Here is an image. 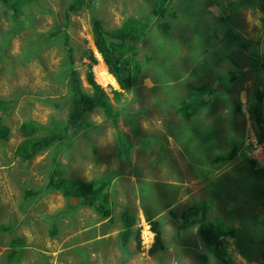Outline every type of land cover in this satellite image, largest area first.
I'll return each mask as SVG.
<instances>
[{
	"label": "rangeland",
	"instance_id": "1",
	"mask_svg": "<svg viewBox=\"0 0 264 264\" xmlns=\"http://www.w3.org/2000/svg\"><path fill=\"white\" fill-rule=\"evenodd\" d=\"M153 7L155 11L159 7V14H153ZM93 17L107 29L119 27L127 17L149 25L136 45L128 40L135 45L134 59L143 70L129 91L120 89L116 80L106 82L99 76L98 66L103 63L94 45ZM158 19L168 25V19L184 21L186 28L167 32L159 28ZM56 28L61 30L59 35L34 44V51L26 48L38 40L37 32ZM232 28L245 37L246 49L253 41L261 50L264 0H180L178 5L172 0H83L76 4L74 0H30L20 4L18 14L0 0V118L6 125L5 134L0 135V264H8L7 254L16 237L19 252L13 264H226L205 249L197 226L182 225L173 216L198 200L211 205L207 220L220 219L233 228L232 235L224 238L230 264H264V142L257 139L248 107H240L242 119L249 116L251 122L250 126L245 123L246 130L241 121L236 127L226 119L222 107L223 133L216 141L208 138L204 126L194 132L188 129L187 142L179 144L183 149L189 146L182 155L175 144L181 135L175 132L188 118L168 106L185 99L179 84L185 82L197 91L201 88L197 73L205 61L215 59L219 65L203 82L219 84L225 91L232 60L244 66L246 77L255 65L264 83L259 54L240 50V59L233 54L238 45L231 37ZM144 35L150 45L142 40ZM212 43L215 55L206 48ZM90 54L95 61L89 60ZM70 57L86 93L92 90L87 78L91 64L93 79L110 97L115 115L106 116L94 106L69 122L68 78L60 77V69ZM187 67L191 70L185 73ZM114 89L122 91L117 99ZM236 90L233 86L227 99ZM214 112L211 114L216 115ZM33 120L38 124L35 134L45 135L47 130L68 125V136L39 150L30 161L17 159L15 149L26 137L21 125ZM115 125L130 144L125 158L116 151ZM194 139L196 148L191 146ZM118 142L122 144L121 138ZM233 148V157L222 161L226 162L222 168L218 161L209 163L208 159L201 162L200 172L191 166L192 158L205 155L214 159L216 153ZM187 159L190 164L186 165ZM57 172L83 180L109 177L110 220L101 223L91 214L87 218L89 207L76 203L71 213L58 220L57 212L69 211L67 203H71L58 189L26 196L25 190L44 185ZM194 176L201 179L194 183ZM140 190L144 196L149 190L155 202L136 200ZM125 209L138 216L135 232L121 246L118 231ZM91 223L94 228H88ZM155 233L161 247L155 242ZM200 255L205 257L203 262Z\"/></svg>",
	"mask_w": 264,
	"mask_h": 264
},
{
	"label": "trees",
	"instance_id": "2",
	"mask_svg": "<svg viewBox=\"0 0 264 264\" xmlns=\"http://www.w3.org/2000/svg\"><path fill=\"white\" fill-rule=\"evenodd\" d=\"M6 3L9 9L13 11V13L18 14L20 12V4L22 2L28 3L30 0H1ZM83 0H74V3L81 2ZM160 7V6H159ZM152 8L153 14H159L158 8ZM166 12V10L163 8ZM159 24V28H166L167 32L170 30V26L167 24L166 20H157ZM23 20L20 21V23ZM147 21L141 22L139 19L135 17H127L122 25L119 27H114L111 29L105 28L102 25L101 21L96 18H92V34L94 45L101 55L106 67L107 71L114 77L120 89L123 91H129L132 88L135 80H137L138 73L143 72L140 63L134 59V49L137 41L143 35L144 30L148 28ZM61 30L56 28L51 31L45 32H37L38 40H33L30 46L26 47L29 50L34 51L36 46L34 44H41L46 39V37H54L59 35ZM133 40L135 45H132L128 42V40ZM52 40V39H50ZM142 40L145 41L147 45L150 43L147 40V36L144 35ZM25 50V53L28 50ZM261 50H256L255 54L260 57V70H262V65L264 61H262ZM90 61H95L96 58L90 54L88 56ZM71 57L64 61L61 65V78H68V91L65 95L67 101L70 104L71 112L69 115V122H74L78 120V117L86 110H91L94 106H99L100 109L104 112L106 116H112L116 114V111L113 108V105L110 101V97L106 95V93L102 90L99 84L93 79V73L91 71V64H88L87 78L92 87L90 93H86L80 86L79 80L76 77L75 72L73 71V66L71 63ZM262 76V74H261ZM232 77V74H230ZM258 82L261 84L263 82V78H259ZM122 92V91H121ZM120 91L113 90L114 97L117 99L118 95L121 93ZM199 92V91H198ZM198 92L193 91L190 93V97H198ZM261 89L255 92L254 103L251 105V110L254 115V120L256 123L255 133L257 135V139L260 143L264 142V123L260 112L261 105ZM202 104L199 102H180L176 108V112L180 113L182 117L189 118L198 113L199 108ZM0 109H1V100H0ZM71 117V118H70ZM38 124L33 120L30 123H23L21 128L24 130L26 135L25 139L18 145L15 149V157L17 159H26L27 161L31 160V157L36 154L39 150L49 146L52 143L54 145L62 142L65 137L68 136L67 126L63 128H58L54 131H48L45 135H39L33 133L36 131ZM116 127V125H115ZM116 135L118 137V141L121 138L122 144L117 141V149L118 153L124 156V158L129 153L130 144L128 143L126 136L122 131H119L118 127H116ZM6 132V125L2 123L0 118V135H4ZM235 149H231L230 151L223 152L215 156V160L220 161H229L233 157ZM106 176V175H104ZM109 182V177H97L94 176L92 179L83 180L81 178H66L59 175L57 173H51L47 181L44 185L39 186L36 189H27L26 196L28 195H36L43 190L50 189H58L61 195L65 198V200L69 201V197L77 198L78 202L76 204L82 205H90L96 212L102 215H108L109 213V204H108V189L107 183ZM76 204L67 203V209L64 213V210L57 212L55 217L59 220L64 214L71 213L74 208H76ZM79 206V205H78ZM211 209V205L209 202L204 200L193 201L189 205H187L179 214H173L175 218L181 221L182 225L189 224L197 226V233L201 238L205 249L208 252H211L216 258L226 262V264H230V260L228 258V251L224 244L225 235H232L234 232L233 228L229 225H225L221 222L220 219H212L207 220V212ZM59 214H61L59 216ZM123 218V227L119 231L118 236L122 243H126L129 236H131L135 230L132 227L134 224L135 217L128 213L124 212L122 214ZM55 227L56 224H53ZM57 227V226H56ZM55 227V229H56ZM155 239L158 247H161L162 244L158 241V235L155 233ZM15 242H20V240L16 237L13 238V242L11 243V249L7 254L8 264H13L14 257L18 254L19 250L15 247ZM202 262L204 261V255L198 256Z\"/></svg>",
	"mask_w": 264,
	"mask_h": 264
},
{
	"label": "crops",
	"instance_id": "3",
	"mask_svg": "<svg viewBox=\"0 0 264 264\" xmlns=\"http://www.w3.org/2000/svg\"><path fill=\"white\" fill-rule=\"evenodd\" d=\"M176 5H178L180 3V0H172ZM214 16V15H213ZM217 16V15H215ZM214 16V17H215ZM169 22V28H173V29H178V28H186L185 27V23L184 21H175L173 19H168ZM173 22H175V27H173ZM249 23V20L247 22V24ZM122 23L118 26H121ZM230 33H231V37L234 39L233 41H235V43L238 45V47H236V51L233 54L237 56V59H240L238 56L240 55V50H242V54L243 52H250V54H254L256 50H259V48H256L257 42L256 43H252L247 47V49L245 48V46L247 45V42L245 40V37L243 36V34L237 30L236 32L233 31V28L230 29ZM177 34H179V32H176ZM186 35L188 34V31L184 32ZM243 36V37H242ZM221 39H219L220 41ZM263 44H264V37H263V42H262V46L261 49L263 51ZM242 47V48H241ZM206 48L208 50H210L213 54H214V50H215V46L214 43L212 44H207ZM183 53L186 54L187 50H185V48H183ZM247 53V52H246ZM241 54V55H242ZM263 54V53H262ZM185 57V56H183ZM243 58V56H242ZM215 60V59H214ZM211 60V62L209 61H205L203 66H202V70L199 71L197 73V78L198 80L202 81V85L200 86L201 88L198 89V97H190V93L193 91H196V89H190L191 87H189V85H187L185 82L181 83L178 85V88L180 89L183 98L177 103H173V105H168V106H173V109L177 108V106L179 105L180 102H199L202 105L199 108V111L197 114L190 116L187 120H183L178 124V129L180 128V131L177 130L178 132L175 133H180L181 135V139L176 140L175 144L177 146L178 151L183 155V150L184 149H188V147H184V149L180 146L184 144V142L188 140L189 136H188V129L191 130V132L195 131V128L200 129L201 126H204L207 128V132L209 133L208 138L210 140H214L216 141L217 137H221V134L223 133L222 130V126L223 124L220 122L221 120V107L224 109V112L226 113V119H229L230 122L237 127V123L238 122H242L239 124H243V130H246V128L244 127L245 123L250 126L251 122L249 120V116H245L244 120L242 119L244 114L242 113V111L240 110L241 106H246L248 107V111L250 113V118L252 121V126H253V130H254V115L253 112L251 110V105L252 103H254V99H255V92L257 90L260 89V83L258 82V77L261 76L259 69H257L255 67V65H252V69L249 72V76H244V74L247 73V71H245L244 66H242V64H240V62L237 60H232V68L230 70H228V76H229V83H227L225 85V88L227 91H225L219 84H211V82H203V77H205L206 75L210 74L212 72V70L219 65V62L217 60ZM189 68V70L185 69V73H188L191 70V67H187ZM235 71H237L238 73L236 74ZM258 73V74H257ZM230 74H232V77H230ZM254 75V76H253ZM178 77H183V76H178ZM174 80V79H173ZM233 86L236 87V94L235 96L229 100L227 99V97H229V95L227 96V92L231 90V88L233 89ZM223 92V93H221ZM206 93H208L209 95H207ZM244 99V100H243ZM244 102H243V101ZM215 111L214 112L216 115H212L211 111ZM247 109H245L246 112ZM174 118V116H173ZM168 122V121H166ZM244 122V123H243ZM160 124V123H159ZM159 124L157 125L159 127ZM160 128V127H159ZM167 135H170L167 133ZM168 138L172 141L171 137L168 136ZM180 138V136H179ZM178 138V139H179ZM180 144V145H179ZM196 144L197 142L194 140L191 141V146L193 148H196ZM245 146V144L243 145ZM221 154V153H216V155ZM215 155V156H216ZM190 159V158H189ZM209 161V163H219V168H222L224 163L226 162H222L220 160H215L214 159H209V156H205L203 155L200 159H195L192 158L191 162V166L195 167L194 170L200 172L201 170V162H203V160H207ZM190 164V161L187 159L186 160V165ZM218 167V166H217ZM201 177L199 176H194V179L192 180L194 183L197 180H200ZM114 180V178H113ZM217 179H215L216 181ZM137 194V198L136 200L140 201V197H141V202L143 200V202L149 203V202H155L156 199H153L150 195V191L147 190V195L144 196L141 192V190L136 193ZM75 198V197H74ZM76 202H71L70 201V197H69V201L71 203H77V198ZM112 197L110 199V196L108 194V204H109V214L108 215H102L98 212H96L90 205H87L89 207L88 210V214L89 216H86L87 218L90 217V214L94 216V220H98L101 223H106L110 220V217L113 216V213L110 212L111 208H110V204L112 203ZM85 205V204H84ZM124 212H128L130 214H132L135 217L134 220V224L132 225V227L134 228L135 225V221H136V217L138 216V213L136 214L134 211L129 210V209H125L121 212L120 214V219L122 220V227H123V218H122V214ZM141 215V212L139 214V216ZM142 219V217L140 218ZM99 223H96V225ZM90 226H93V228L95 227L94 223H91L89 225L88 228H92ZM119 233V231H118ZM130 237V236H129ZM129 239V238H128ZM127 239V240H128ZM121 246L125 245L126 243H122V241L120 240Z\"/></svg>",
	"mask_w": 264,
	"mask_h": 264
},
{
	"label": "bare ground",
	"instance_id": "4",
	"mask_svg": "<svg viewBox=\"0 0 264 264\" xmlns=\"http://www.w3.org/2000/svg\"><path fill=\"white\" fill-rule=\"evenodd\" d=\"M100 56V55H99ZM102 61V65H99L98 66V73H99V76H100V78L103 80V81H106V82H108V81H114L115 79L113 78V76L109 73V72H107L106 71V66H105V63H104V61H103V59H101ZM100 64V63H99ZM98 73H97V75H98ZM98 77V76H97ZM100 82H101V80H100ZM72 198H74V197H72Z\"/></svg>",
	"mask_w": 264,
	"mask_h": 264
},
{
	"label": "flooded vegetation",
	"instance_id": "5",
	"mask_svg": "<svg viewBox=\"0 0 264 264\" xmlns=\"http://www.w3.org/2000/svg\"><path fill=\"white\" fill-rule=\"evenodd\" d=\"M262 60H263V54H262ZM260 89L262 91V94H261L260 112H261V116H262V119H263V110H264V83L263 82L260 85ZM263 123H264V119H263ZM255 127H256V123H255V120H254V129H255Z\"/></svg>",
	"mask_w": 264,
	"mask_h": 264
},
{
	"label": "water",
	"instance_id": "6",
	"mask_svg": "<svg viewBox=\"0 0 264 264\" xmlns=\"http://www.w3.org/2000/svg\"><path fill=\"white\" fill-rule=\"evenodd\" d=\"M262 53H263V61H264V45H263V51H262ZM263 74H264V63H263ZM263 119H264V110H263ZM70 201L71 202H76V199L70 197Z\"/></svg>",
	"mask_w": 264,
	"mask_h": 264
},
{
	"label": "clouds",
	"instance_id": "7",
	"mask_svg": "<svg viewBox=\"0 0 264 264\" xmlns=\"http://www.w3.org/2000/svg\"><path fill=\"white\" fill-rule=\"evenodd\" d=\"M263 61V60H262ZM262 69H263V65H262Z\"/></svg>",
	"mask_w": 264,
	"mask_h": 264
}]
</instances>
